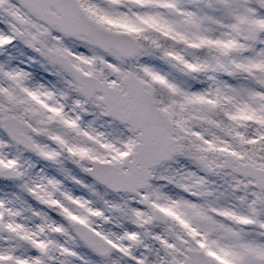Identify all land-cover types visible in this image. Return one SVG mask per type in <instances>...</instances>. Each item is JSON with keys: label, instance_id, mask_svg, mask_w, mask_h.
<instances>
[{"label": "snow or ice", "instance_id": "snow-or-ice-1", "mask_svg": "<svg viewBox=\"0 0 264 264\" xmlns=\"http://www.w3.org/2000/svg\"><path fill=\"white\" fill-rule=\"evenodd\" d=\"M0 264H264V0H0Z\"/></svg>", "mask_w": 264, "mask_h": 264}]
</instances>
